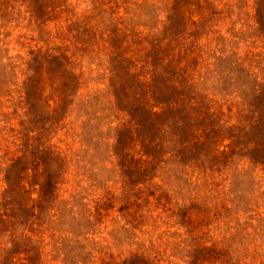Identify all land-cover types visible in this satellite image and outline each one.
Masks as SVG:
<instances>
[{
	"label": "rangeland",
	"instance_id": "rangeland-1",
	"mask_svg": "<svg viewBox=\"0 0 264 264\" xmlns=\"http://www.w3.org/2000/svg\"><path fill=\"white\" fill-rule=\"evenodd\" d=\"M0 264H264V0H0Z\"/></svg>",
	"mask_w": 264,
	"mask_h": 264
}]
</instances>
